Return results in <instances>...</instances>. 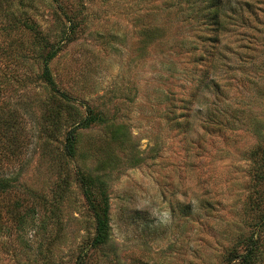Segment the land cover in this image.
I'll list each match as a JSON object with an SVG mask.
<instances>
[{"label": "rangeland", "instance_id": "1", "mask_svg": "<svg viewBox=\"0 0 264 264\" xmlns=\"http://www.w3.org/2000/svg\"><path fill=\"white\" fill-rule=\"evenodd\" d=\"M19 1L0 0V117L16 124L0 123V264H229L264 197V0H220L216 22L209 1ZM58 5L76 24L51 85L30 35L5 29L24 17L59 39ZM57 91L72 107L48 127Z\"/></svg>", "mask_w": 264, "mask_h": 264}, {"label": "trees", "instance_id": "2", "mask_svg": "<svg viewBox=\"0 0 264 264\" xmlns=\"http://www.w3.org/2000/svg\"><path fill=\"white\" fill-rule=\"evenodd\" d=\"M23 1L26 3L32 2L34 0H20L19 6L24 7ZM201 4H206L207 6V16L209 20L216 22L217 13L221 10L220 0H198ZM200 4V5H201ZM29 5V4H27ZM63 6V5H62ZM61 5L56 6L58 10L56 20L58 24L61 25V38L52 40L49 36L45 35L41 30L36 28V25L29 18L19 19L16 17L10 18L9 28L5 29L7 32H11L15 29H24L29 35L30 40L32 42V46L30 47L33 50L35 60L40 62L41 64V77L47 82V84H52L51 75L48 69V62L56 55V53L60 49V42L63 40H70L74 34L75 22L74 18L70 16L65 9L67 7ZM22 44L20 45V48ZM56 98L60 100L58 101V106L54 107V109L50 110V113H47L42 118L45 121V125L48 127L52 124L58 122V117L62 113V110H68L69 107H72V104H69L70 98L66 96L62 92H55ZM2 110V108H1ZM86 116L76 124V121L72 123V126L65 131V138L63 144V154L66 157L75 155V144H76V132L75 127L80 126H89L90 123L94 120H99L98 113L92 111L88 108L86 111ZM9 114L8 117L2 115L0 117V123L3 122L9 127L16 126L15 120ZM2 126V125H1ZM3 131V130H2ZM255 160L259 162V164L264 163V140L260 144V146L256 149L254 153ZM262 174V173H261ZM84 181V180H83ZM88 184V183H87ZM89 186V185H87ZM9 187V182L0 178V190L7 191ZM92 191L89 189H85V193L89 194ZM102 204H92V209L94 211V221H95V233L92 238L93 246L101 247L108 243L109 235H110V226H109V215H108V203L105 200H102ZM250 210L253 212L251 218L253 219L251 224V231L245 237L243 242V252L237 251L236 249H231L230 252H233L230 255L229 264H258V261L264 260V197L260 195L257 191L253 192V195H250ZM84 261H79L76 264H86Z\"/></svg>", "mask_w": 264, "mask_h": 264}]
</instances>
